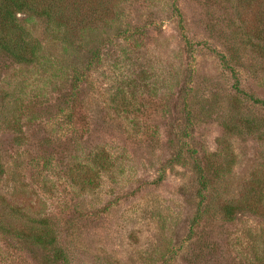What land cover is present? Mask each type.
Segmentation results:
<instances>
[{
	"label": "rangeland",
	"instance_id": "rangeland-1",
	"mask_svg": "<svg viewBox=\"0 0 264 264\" xmlns=\"http://www.w3.org/2000/svg\"><path fill=\"white\" fill-rule=\"evenodd\" d=\"M106 3L67 42L18 12L38 64L0 48V197L57 234L38 246L0 230V264H264V217L220 210L246 193L264 207V39L246 35L264 10Z\"/></svg>",
	"mask_w": 264,
	"mask_h": 264
},
{
	"label": "trees",
	"instance_id": "trees-1",
	"mask_svg": "<svg viewBox=\"0 0 264 264\" xmlns=\"http://www.w3.org/2000/svg\"><path fill=\"white\" fill-rule=\"evenodd\" d=\"M106 2L107 0H1L0 48L19 62L38 64L39 43L17 22L16 14L18 12L27 10L43 16L50 31L53 33L54 30H57L56 36L61 42H67L82 28L96 24L109 13L110 9ZM238 3H257L258 13L263 15L264 0H238ZM261 17L260 15L259 21L262 23V27L257 24L253 25L246 31V35L264 39V21ZM255 48L261 55H264V47L256 46ZM5 97L6 93L0 92V110H4V114L2 113L1 116L3 121L4 119L8 120L12 107L9 103H5ZM255 100L264 105V101ZM94 160L100 167H106L108 164L104 155L96 153ZM1 172L2 165L0 163ZM71 176L73 177V175ZM89 178L91 177L87 176L83 180L88 181ZM73 181L76 183L77 179ZM220 210L223 218L227 221H231L237 212L243 211L264 217V207L261 203H253L248 200L247 193L237 199L224 202L220 205ZM0 230L38 246L51 245L57 239L55 228L48 219L30 217L2 197H0ZM253 257L255 261L264 263V248L260 245L257 246L256 243H254Z\"/></svg>",
	"mask_w": 264,
	"mask_h": 264
}]
</instances>
